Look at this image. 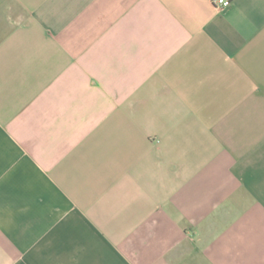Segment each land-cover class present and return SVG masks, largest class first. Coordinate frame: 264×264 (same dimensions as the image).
I'll return each instance as SVG.
<instances>
[{
	"label": "crops",
	"instance_id": "obj_1",
	"mask_svg": "<svg viewBox=\"0 0 264 264\" xmlns=\"http://www.w3.org/2000/svg\"><path fill=\"white\" fill-rule=\"evenodd\" d=\"M0 0V264H264V0Z\"/></svg>",
	"mask_w": 264,
	"mask_h": 264
},
{
	"label": "built area",
	"instance_id": "obj_2",
	"mask_svg": "<svg viewBox=\"0 0 264 264\" xmlns=\"http://www.w3.org/2000/svg\"><path fill=\"white\" fill-rule=\"evenodd\" d=\"M214 4L221 8H228L231 5L230 0H214Z\"/></svg>",
	"mask_w": 264,
	"mask_h": 264
}]
</instances>
